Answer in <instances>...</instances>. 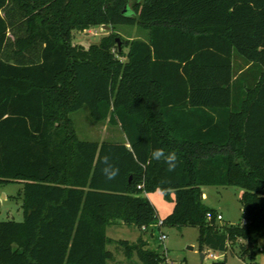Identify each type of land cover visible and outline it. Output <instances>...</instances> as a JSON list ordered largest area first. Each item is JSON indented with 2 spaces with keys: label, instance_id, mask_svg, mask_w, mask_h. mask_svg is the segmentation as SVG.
Instances as JSON below:
<instances>
[{
  "label": "trees",
  "instance_id": "1",
  "mask_svg": "<svg viewBox=\"0 0 264 264\" xmlns=\"http://www.w3.org/2000/svg\"><path fill=\"white\" fill-rule=\"evenodd\" d=\"M103 26L99 43H74ZM118 26L148 39L120 50ZM84 107L127 142L81 141L71 115ZM155 148L177 153L174 172L149 159ZM106 154L120 169L112 181ZM13 182L24 221H0V264H175L143 238L119 240L127 262L117 261L107 228L120 224L192 226L200 252L239 243L253 263L264 240V0H0V184ZM205 186L242 191L239 224L218 221ZM157 191L174 202L162 220L145 196Z\"/></svg>",
  "mask_w": 264,
  "mask_h": 264
},
{
  "label": "rangeland",
  "instance_id": "2",
  "mask_svg": "<svg viewBox=\"0 0 264 264\" xmlns=\"http://www.w3.org/2000/svg\"><path fill=\"white\" fill-rule=\"evenodd\" d=\"M111 31V28L106 29L104 27H94L84 32L77 31L74 35V43L89 47L91 44L99 43ZM115 31L120 36V40L123 39L124 41L147 40L149 35L146 29L137 26H118L115 28ZM125 52H128V48H125ZM71 119L81 141L120 143L126 140L119 126L110 125L108 122H96L91 117L88 107H84L72 114ZM203 192L207 196L204 199V203L222 213L224 223L237 225L241 222V190L233 186H205L203 187ZM23 197L24 185L22 183L0 184V221L12 220L19 223L24 221ZM150 197L160 216L165 217L172 212L174 202L166 199L161 191L153 193ZM153 229L155 238L151 239L150 249L160 254L166 252L169 263L201 264V254L204 253L206 255L203 261L204 264H223L224 262L226 264H264V240L260 241L256 250V260L251 263L248 258H241V246L239 243L233 247L230 246L225 252H218V259H214L208 255V249L200 252L199 232L195 227L161 226ZM141 230L143 229L123 224L112 225L107 228V235L114 240L108 246V249L114 252L117 261L127 262L124 248L117 242L119 240H128L130 243H136L139 240L138 236ZM163 234L167 236V239L164 241L160 240ZM133 259L138 261L137 256H134Z\"/></svg>",
  "mask_w": 264,
  "mask_h": 264
},
{
  "label": "clouds",
  "instance_id": "3",
  "mask_svg": "<svg viewBox=\"0 0 264 264\" xmlns=\"http://www.w3.org/2000/svg\"><path fill=\"white\" fill-rule=\"evenodd\" d=\"M149 159L157 162L163 161L167 166L168 172H174L179 161V157L175 151L165 152L162 148L153 149ZM102 164L103 167L101 168V174L104 176L105 180H115L119 175L120 169L112 162V159L109 155L106 154L102 158Z\"/></svg>",
  "mask_w": 264,
  "mask_h": 264
},
{
  "label": "crops",
  "instance_id": "4",
  "mask_svg": "<svg viewBox=\"0 0 264 264\" xmlns=\"http://www.w3.org/2000/svg\"><path fill=\"white\" fill-rule=\"evenodd\" d=\"M125 136V135H124ZM125 139H126V137H125ZM124 142H127V139L124 141ZM202 190H203V188H202ZM145 196H147L149 199H150V201L153 203V201H152V199H151V197L150 196H152V194H146ZM206 194L204 193V199H206ZM154 204V203H153ZM154 206H155V204H154ZM156 207V206H155ZM173 208H174V206H173ZM173 208H172V210H173ZM242 209V208H241ZM171 213V212H170ZM218 213L219 214H221L222 215V213H220L219 211H218ZM169 215V214H168ZM167 215V216H168ZM158 216H159V218L162 220V219H164L165 217H162V216H160V214H158ZM223 216V215H222ZM156 227H159V226H153V227H149V228H146V229H143V230H141L139 233H140V235L138 236V239L139 238H143V240L147 243V249H150V245H151V239H154L155 238V234H154V229L153 228H156ZM128 241V240H127ZM164 255L167 257V255L168 254H166V252L164 253ZM257 257V256H256ZM202 258V257H201ZM203 259H202V262L201 263H203Z\"/></svg>",
  "mask_w": 264,
  "mask_h": 264
},
{
  "label": "built area",
  "instance_id": "5",
  "mask_svg": "<svg viewBox=\"0 0 264 264\" xmlns=\"http://www.w3.org/2000/svg\"><path fill=\"white\" fill-rule=\"evenodd\" d=\"M139 188H142V186H139ZM218 221L220 222H223L224 221V217L221 215V214H218ZM244 225L246 224V221L243 223ZM161 225V223L159 224ZM167 239V236L165 234H163L161 237H160V240H166ZM217 253L218 252H215V251H212V250H209L208 252V255H210L211 257H213L214 259H218L219 257L217 256ZM206 257V255H205Z\"/></svg>",
  "mask_w": 264,
  "mask_h": 264
},
{
  "label": "water",
  "instance_id": "6",
  "mask_svg": "<svg viewBox=\"0 0 264 264\" xmlns=\"http://www.w3.org/2000/svg\"><path fill=\"white\" fill-rule=\"evenodd\" d=\"M103 27L106 28V29H110L109 26H103ZM117 42H118L119 49L121 50V48H122V43H121L120 38H117ZM248 248H249V250H250L251 252H253V251H254V244H253V243H248ZM191 249H192V248H191ZM201 257H202V259L204 260V259H205V254L202 253V254H201Z\"/></svg>",
  "mask_w": 264,
  "mask_h": 264
}]
</instances>
